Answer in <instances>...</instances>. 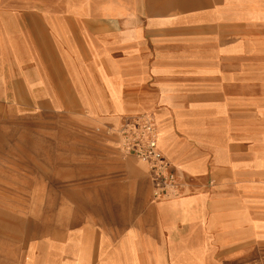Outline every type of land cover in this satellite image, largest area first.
<instances>
[{
  "label": "crops",
  "instance_id": "obj_1",
  "mask_svg": "<svg viewBox=\"0 0 264 264\" xmlns=\"http://www.w3.org/2000/svg\"><path fill=\"white\" fill-rule=\"evenodd\" d=\"M143 113L179 196L120 148ZM27 119L0 134V171L36 176L0 197V264H264V0H0V129ZM11 206L40 224L20 246Z\"/></svg>",
  "mask_w": 264,
  "mask_h": 264
},
{
  "label": "built area",
  "instance_id": "obj_2",
  "mask_svg": "<svg viewBox=\"0 0 264 264\" xmlns=\"http://www.w3.org/2000/svg\"><path fill=\"white\" fill-rule=\"evenodd\" d=\"M117 135L124 154L134 155L147 164L156 199H169L181 194L182 184L160 148L159 129L152 114L125 117L117 128Z\"/></svg>",
  "mask_w": 264,
  "mask_h": 264
},
{
  "label": "rangeland",
  "instance_id": "obj_3",
  "mask_svg": "<svg viewBox=\"0 0 264 264\" xmlns=\"http://www.w3.org/2000/svg\"><path fill=\"white\" fill-rule=\"evenodd\" d=\"M34 120L33 119H27L26 121H22L20 123H17L15 125H12L10 127H5L0 129V134L1 135H10V136H15V135H19L21 133H26L28 131H30L31 133L35 132L34 129ZM46 130L44 128L43 133H45ZM51 133V132H48ZM5 144V143H4ZM16 145L15 143H12V146ZM21 162H24L21 161ZM20 162V163H21ZM33 163V159H28L27 163ZM11 163H16L15 160H11ZM25 168H29V167H25ZM4 171V172H3ZM8 171H10L11 173H9ZM29 171V169L27 170V172ZM13 172H17L16 169L14 168H9L7 167L5 170L0 171V197L4 196V192L6 193V195H10L12 200L11 202H18L16 200H14L15 198H17L16 196H18L20 193L25 196L28 197L30 196V194L32 193L29 189H23V188H28V186H30L29 184L33 183L36 176L35 175H27L25 173H21V174H14ZM40 177L37 176V178ZM42 178L45 179H49V178H58V175H42ZM61 178V176H60ZM63 180V179H62ZM65 181V180H63ZM19 186V187H17ZM6 188V190L4 191L3 189ZM18 188L23 189L21 191V189L18 190ZM5 195V196H6ZM3 207H0V213L3 210ZM7 215L11 216V219L14 221H23L21 222V229L19 232H16L17 235V239L14 241H12V245L19 244L23 245L24 242V237H27V240H29V238H31V236L39 230L40 228V224L36 223V222H30L27 221L30 218H33L35 215V208L31 207V206H11L9 208H5V212ZM26 220V222H25ZM13 247H11L12 249Z\"/></svg>",
  "mask_w": 264,
  "mask_h": 264
}]
</instances>
